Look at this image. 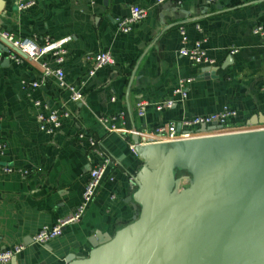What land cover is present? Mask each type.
<instances>
[{"label":"crops","instance_id":"0c3cea01","mask_svg":"<svg viewBox=\"0 0 264 264\" xmlns=\"http://www.w3.org/2000/svg\"><path fill=\"white\" fill-rule=\"evenodd\" d=\"M2 1L0 32L67 38L65 79L83 94L82 102L72 103L51 79L24 90L20 80H37L39 67L22 56L17 63L0 48V142L5 145L0 161L27 172L0 171V250L24 245L6 264H65L71 256L86 258L95 232L113 236L138 218L142 206L133 198L137 188L132 177L143 160L130 147L134 132L141 141L155 143V137L142 131L224 105L237 111L236 122L242 126L254 114L264 116V45L251 31L264 25V0H35L24 10L17 9V0ZM133 5L146 8V17L128 33L119 32L116 20ZM179 25L185 26L189 44L205 38L214 74L202 76L205 66L178 54ZM100 50L110 51L114 63L88 75L91 62L86 57ZM180 78H193L184 99L172 94ZM35 99L69 111L55 133L39 129ZM139 99L148 103L140 118L135 112ZM168 99L173 100L171 108H155ZM120 113L125 131L110 132L101 119ZM90 137L111 160L96 195L78 222L46 244L33 242L42 226L71 214L79 203L87 174L100 160L89 146Z\"/></svg>","mask_w":264,"mask_h":264},{"label":"water","instance_id":"95a60500","mask_svg":"<svg viewBox=\"0 0 264 264\" xmlns=\"http://www.w3.org/2000/svg\"><path fill=\"white\" fill-rule=\"evenodd\" d=\"M0 48L24 57L2 37ZM257 124H264L261 113L246 122ZM132 142L143 160L132 177L138 218L113 236L95 232L89 255L65 264H264V129L150 144L135 133ZM175 168L194 174L177 193Z\"/></svg>","mask_w":264,"mask_h":264},{"label":"built area","instance_id":"2783aa9c","mask_svg":"<svg viewBox=\"0 0 264 264\" xmlns=\"http://www.w3.org/2000/svg\"><path fill=\"white\" fill-rule=\"evenodd\" d=\"M94 0H90L93 3ZM161 2L163 0H157ZM214 1V0H210ZM35 4V0H17V9L24 10ZM147 15V10L144 7L133 5L130 8L128 15L118 18L116 20V29L122 33H128L132 26L141 21ZM194 28L197 32L201 33L202 28L199 24L194 23ZM179 34V48L178 54L185 57L190 62L203 66H213L215 61L212 57L207 54L206 48L204 47V42L206 41L204 37L197 38L189 44V39L186 33L184 25H179L177 27ZM252 33L259 36L263 40L264 45V25L256 24L252 27ZM0 37L7 40L13 48L19 50L24 57L36 64L40 69V77L37 80H20L21 87L26 91H33L40 84L46 80H53L56 85L67 92L68 100L72 103H79L83 101V94L80 88L72 83H69L65 79V72L63 70V63L66 57L65 43L67 38L55 39L49 34L43 35L41 38L35 36L29 37H14L12 34L1 31ZM236 48L231 50V53H235ZM6 57L15 61H20V56L18 53L9 49L6 50ZM3 55L0 53V61ZM90 60L91 66L88 69V75H93L96 70L104 65H112L114 63V58L110 51L100 50L94 54H90L87 57ZM193 78H180L174 87L172 94L179 96L184 99L187 96L186 84L191 82ZM32 105L36 111L35 119L38 123V127L41 131L47 134H53L61 126L62 120L69 116V111L60 107H49L47 104L42 103L40 100H33ZM173 105V100L168 99L163 103L156 104L155 108L161 110L162 108H171ZM148 103L139 99L135 102V112L138 118L143 117L146 112V107ZM237 111L230 106L224 105L218 111L209 113L194 115L191 117H186L178 122H170L168 124L158 125L154 127L151 131H142V133L149 137H155L156 142H171L183 140L186 138H194L201 136H214L215 134L230 133V132H249L254 130H263L264 124L257 125H245V126H234V128H227L230 125L236 123ZM101 121L107 126L110 132H124L122 129L124 125V116L122 113L102 118ZM220 125L221 129L214 131H208L205 133L198 132V128L201 125ZM237 125V124H236ZM136 132H134L135 134ZM133 134H131L132 136ZM140 144H150V142H143L140 140L139 135L136 133ZM89 146L97 152L100 160L95 163L89 170L87 178L85 180L81 198L77 204L74 212L71 214L58 218L54 224L51 226H42L32 237V241L38 244H46L48 241L59 236L66 226H69L75 222H78L86 209L89 207L91 201L96 195V191L105 175L108 167L110 165V157L103 153V151H97L98 140L96 138H89ZM131 150L134 152L133 144L131 143ZM5 150V145L0 142V158L3 156ZM0 171L5 173L16 172L20 175H26L27 172L14 168L11 166L3 165L0 161ZM23 244H17L11 248L0 250V264H6L10 261L12 257L23 250Z\"/></svg>","mask_w":264,"mask_h":264},{"label":"rangeland","instance_id":"374dc122","mask_svg":"<svg viewBox=\"0 0 264 264\" xmlns=\"http://www.w3.org/2000/svg\"><path fill=\"white\" fill-rule=\"evenodd\" d=\"M239 124L236 122L235 124L230 125L228 128H234V126H237ZM242 125L239 124V127ZM174 178L176 179V186L174 188V193L179 192L181 189H185L191 185L194 179V174L192 171H189L187 169H178L176 168L174 170Z\"/></svg>","mask_w":264,"mask_h":264}]
</instances>
